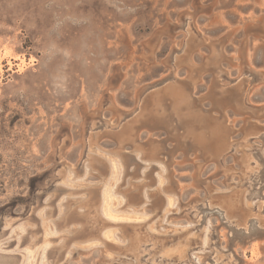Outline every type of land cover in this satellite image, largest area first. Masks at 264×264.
Here are the masks:
<instances>
[{
	"label": "rangeland",
	"instance_id": "374dc122",
	"mask_svg": "<svg viewBox=\"0 0 264 264\" xmlns=\"http://www.w3.org/2000/svg\"><path fill=\"white\" fill-rule=\"evenodd\" d=\"M0 264H264V0H0Z\"/></svg>",
	"mask_w": 264,
	"mask_h": 264
},
{
	"label": "water",
	"instance_id": "95a60500",
	"mask_svg": "<svg viewBox=\"0 0 264 264\" xmlns=\"http://www.w3.org/2000/svg\"><path fill=\"white\" fill-rule=\"evenodd\" d=\"M214 211L220 213V211H219L218 209H215ZM251 224H252V227H253V228H256V226H255V222H252ZM236 231H240V232H242V229L239 228V229H236Z\"/></svg>",
	"mask_w": 264,
	"mask_h": 264
}]
</instances>
